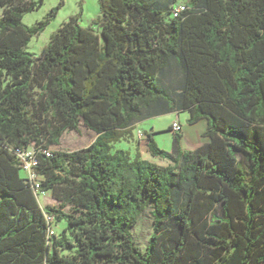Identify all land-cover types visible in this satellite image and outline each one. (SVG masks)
<instances>
[{
    "label": "trees",
    "instance_id": "obj_1",
    "mask_svg": "<svg viewBox=\"0 0 264 264\" xmlns=\"http://www.w3.org/2000/svg\"><path fill=\"white\" fill-rule=\"evenodd\" d=\"M178 1L99 0L92 24L72 15L34 54L60 7L29 26L44 0H0V264L264 263V0ZM180 109L208 120V142L186 149L174 132L167 151L147 131L168 165L114 150ZM81 123L88 146L38 151L41 190L60 200L42 206L15 150L60 145ZM49 216L70 237L51 240Z\"/></svg>",
    "mask_w": 264,
    "mask_h": 264
},
{
    "label": "rangeland",
    "instance_id": "obj_2",
    "mask_svg": "<svg viewBox=\"0 0 264 264\" xmlns=\"http://www.w3.org/2000/svg\"><path fill=\"white\" fill-rule=\"evenodd\" d=\"M182 2V0L178 1ZM60 7L58 15L52 17L50 23L45 29L35 35L27 45V50L34 54H40L41 51L50 41L51 36L66 22L70 16L81 12V24L87 26L92 22V19L98 14V0H44L43 5L34 11L27 12L24 15V22L33 26L39 21L46 19L50 15L52 8ZM2 15V9H0V16ZM92 24V23H91ZM184 113H181V116ZM171 119V115L163 114L157 117L146 119L142 122V126L147 129H151V124H154L158 129L155 138L158 145L167 151H171L173 148L174 131L172 127L168 130V122ZM166 128V129H165ZM134 136L128 139H123L114 143V150L118 148L126 149L130 152L131 156H135L137 150L140 151L144 158H147L160 165H168L169 162L165 159L153 156L148 150L147 138L144 133L137 131V127L133 129ZM185 138L190 140L192 134V128L189 124L186 125ZM97 134L85 126L83 123L80 124L78 130L66 131L61 139V144L52 146L54 150L72 151L78 148L88 146L95 138ZM186 148L190 149L187 145ZM43 176H41V180ZM42 206L56 205L59 206L60 200L57 198V194L53 193L52 190L47 191L38 196ZM67 206L65 209H68ZM50 225V237L51 240L60 239L63 235L70 237V234L66 232V222L59 221L55 216H49ZM134 237L136 242L145 248L148 239L153 232V215L150 210H147L139 223L134 228ZM63 253H68L67 249L62 250ZM264 264V263H263Z\"/></svg>",
    "mask_w": 264,
    "mask_h": 264
},
{
    "label": "crops",
    "instance_id": "obj_3",
    "mask_svg": "<svg viewBox=\"0 0 264 264\" xmlns=\"http://www.w3.org/2000/svg\"><path fill=\"white\" fill-rule=\"evenodd\" d=\"M98 7H99V4H98ZM99 15H100V11L92 19V22ZM175 80H177V79L176 78H172V77H168V76H167V78H165V81H166L167 84L170 83L169 81H175ZM169 86H172V84H169ZM181 113H184V116L183 115L181 116ZM165 114L171 115V119L168 122V127H167L168 130L171 127L172 123L176 119L180 120V123L182 125V132H181L182 133V146L184 148H186L184 145H187L190 149H195V148H197V147H199V146H201L204 143L209 141V138L205 135V132H206V130L208 128V120L206 118H203V119L199 120L198 122H196L194 124H190V123L187 122V119L189 117V112L187 110H185V109L175 110V111H171V112H168V113H165ZM153 117H157V116H152V117H149L147 119H150V118H153ZM144 120H146V119H144ZM144 120L139 121V122H137L135 124V127H137V131H140V133H144L145 135H146L147 131H153L154 132V137H155L156 132L158 131L159 128H157L154 124H151V129L150 130L145 128L144 126H142V122ZM187 124H189L191 126V128H192V134H191V139L190 140L185 138V133H184V130H185V127H186ZM171 131H173V130H171ZM147 144H148V141H147ZM186 149H188V148H186Z\"/></svg>",
    "mask_w": 264,
    "mask_h": 264
},
{
    "label": "built area",
    "instance_id": "obj_4",
    "mask_svg": "<svg viewBox=\"0 0 264 264\" xmlns=\"http://www.w3.org/2000/svg\"><path fill=\"white\" fill-rule=\"evenodd\" d=\"M185 9V5H175L173 8V14L176 15L181 10ZM172 130L174 132H181L182 131V125L180 123L179 119H176L172 125ZM42 150L44 153H47L48 155H51L53 153L52 147L50 148H40L38 149L35 146H28L27 148H16L15 152L20 160L24 175L27 179V181L32 185L34 192L37 196L45 193L41 190V175L36 172V168L39 165L38 160V151Z\"/></svg>",
    "mask_w": 264,
    "mask_h": 264
}]
</instances>
